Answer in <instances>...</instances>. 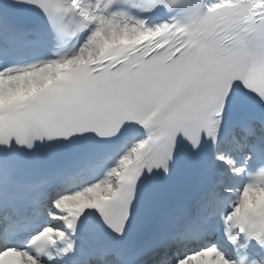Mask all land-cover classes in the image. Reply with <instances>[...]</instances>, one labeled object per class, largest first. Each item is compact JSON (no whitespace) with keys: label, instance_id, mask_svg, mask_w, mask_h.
I'll use <instances>...</instances> for the list:
<instances>
[{"label":"snow or ice","instance_id":"1","mask_svg":"<svg viewBox=\"0 0 264 264\" xmlns=\"http://www.w3.org/2000/svg\"><path fill=\"white\" fill-rule=\"evenodd\" d=\"M0 264H264V0H0Z\"/></svg>","mask_w":264,"mask_h":264}]
</instances>
